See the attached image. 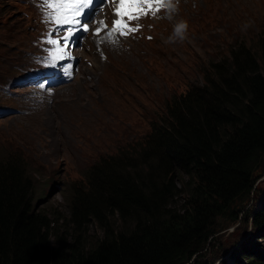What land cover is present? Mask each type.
Returning a JSON list of instances; mask_svg holds the SVG:
<instances>
[{
  "label": "trees",
  "instance_id": "1",
  "mask_svg": "<svg viewBox=\"0 0 264 264\" xmlns=\"http://www.w3.org/2000/svg\"><path fill=\"white\" fill-rule=\"evenodd\" d=\"M218 57L138 137L89 154L64 209L36 190L38 162L1 148L0 264H227L218 236L264 174V33ZM251 223L264 235V201ZM249 242L233 264H264Z\"/></svg>",
  "mask_w": 264,
  "mask_h": 264
},
{
  "label": "rangeland",
  "instance_id": "2",
  "mask_svg": "<svg viewBox=\"0 0 264 264\" xmlns=\"http://www.w3.org/2000/svg\"><path fill=\"white\" fill-rule=\"evenodd\" d=\"M239 1L237 3L241 4L246 1L243 5L249 9L243 16L237 39L255 42L258 33L264 30V15L258 11L261 4L264 6V0ZM211 7L209 0H180L172 20L167 19L164 11L157 20L147 21L145 28L150 37L131 38L122 46H95L88 38L85 48H76L79 56L76 76L55 90L50 103L48 98L42 104L26 100L29 93L24 90L5 100L17 109L16 113L0 120V149L16 151L39 163V168L33 169V178L36 190L44 187L46 204L64 209L70 198L72 178L77 176L75 183L81 184L86 165L93 161L89 154H108L123 147L133 136L138 137L157 116L169 90L173 94L184 91L188 84L199 80L200 70L207 62L219 58L215 54L220 56L229 49L230 44L223 40L225 25L211 21ZM38 14L31 0H0V80H9L16 75L17 67L14 66L22 68V64L29 60V53L37 48L35 41L44 29ZM180 19L188 23L186 38L165 43L173 24ZM190 31L198 37L190 35ZM112 54L134 55L138 59V68L123 62L116 68L105 70L103 66L111 62ZM88 83L98 93L85 90ZM67 95L87 96L93 109L108 121L98 120L95 129L88 133L87 143L73 126L64 123L73 142L63 149L60 124H51L63 109L59 98ZM21 120L36 131V150L29 147L27 141L19 144L16 140L23 137L15 134L11 127ZM31 150L35 153L28 154ZM84 151L87 155H82ZM65 164L70 166L71 178L66 175ZM60 168L63 169L59 171ZM263 201L264 175L254 182L253 194L245 205L244 209L250 210V215L220 232L217 244L225 247L227 253L216 262L222 259L233 264L235 259L231 252L248 238L256 251L264 249V235H253L251 229L252 216L262 207ZM236 257L242 261L240 256Z\"/></svg>",
  "mask_w": 264,
  "mask_h": 264
},
{
  "label": "snow or ice",
  "instance_id": "3",
  "mask_svg": "<svg viewBox=\"0 0 264 264\" xmlns=\"http://www.w3.org/2000/svg\"><path fill=\"white\" fill-rule=\"evenodd\" d=\"M92 4L93 0H44V6L55 13L52 15V20L55 24L58 27L66 26L65 31L67 34L65 36L49 40V44L57 46L54 58H58V54L64 51V48L60 47L62 39L67 40L71 38L77 31L83 30L87 32L89 30V25L82 22V14ZM162 4L163 0H118V5L114 10V15L117 18L113 20L109 36L114 32L125 35V29L128 32L137 31L138 28L131 27L130 22L149 11H159V6ZM153 5L157 7L153 8ZM101 23L103 24V22ZM101 30V28H97L96 34L99 35Z\"/></svg>",
  "mask_w": 264,
  "mask_h": 264
},
{
  "label": "bare ground",
  "instance_id": "4",
  "mask_svg": "<svg viewBox=\"0 0 264 264\" xmlns=\"http://www.w3.org/2000/svg\"><path fill=\"white\" fill-rule=\"evenodd\" d=\"M223 1L233 3L240 2L239 0ZM244 3H246V1ZM188 33L190 35L196 34L194 31H190ZM196 35L198 37V34ZM123 62L127 63L130 66L138 68V59L134 55L130 54H112L111 62L104 64L103 68L105 70L113 69L116 68V65H121ZM85 90L89 91L91 94L98 93L96 89L93 88L89 83L86 84ZM59 99L63 102V109L51 125L55 123L60 124L58 125V127L62 131L60 140L63 149H67L72 145L73 142L69 133L65 130V124L73 126L78 131V133H80V135L84 137V142L87 143L85 135L95 129L98 120L101 119L103 121H108L107 119H105L102 113H97V111L93 109V104L90 100H88L87 96L80 97L75 95H67L60 97Z\"/></svg>",
  "mask_w": 264,
  "mask_h": 264
},
{
  "label": "clouds",
  "instance_id": "5",
  "mask_svg": "<svg viewBox=\"0 0 264 264\" xmlns=\"http://www.w3.org/2000/svg\"><path fill=\"white\" fill-rule=\"evenodd\" d=\"M180 0H166V2L163 4V8L166 10L167 19L172 20L173 14L178 11ZM41 9L43 10V4L39 5ZM188 31V23L187 21L180 19L177 20L173 24V29L171 35L165 40V43H175L177 41H183L186 38V34ZM109 43H115L111 37H108ZM48 97V102H51V90H48L47 93L44 92L43 86H38L37 90L32 93V96L30 97L31 100L36 101L37 103H44L45 96Z\"/></svg>",
  "mask_w": 264,
  "mask_h": 264
}]
</instances>
